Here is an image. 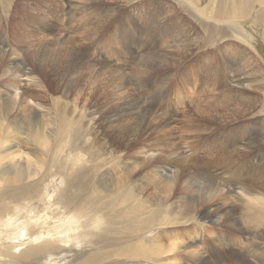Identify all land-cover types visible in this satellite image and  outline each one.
<instances>
[{
    "label": "rangeland",
    "instance_id": "374dc122",
    "mask_svg": "<svg viewBox=\"0 0 264 264\" xmlns=\"http://www.w3.org/2000/svg\"><path fill=\"white\" fill-rule=\"evenodd\" d=\"M217 1L0 0V154L1 151L7 154L9 149L16 147L10 152L13 160L36 161L38 153V158L46 165L52 160L60 161L61 171L71 165L82 166L85 170H80L83 172L81 177H93L98 181L99 186L95 183L98 189L88 190L93 198L103 197L100 199L102 211L107 209L104 208L105 201L114 196L112 192L121 191L119 185L126 170L131 171L130 178L145 201H149L152 195L161 200L166 196V205L162 204L163 208L160 205L158 210L165 207L173 213L183 212L185 200H189L192 205L191 215L180 220L184 223L169 228L155 226L148 233V237L158 233L157 242L161 244L163 241V246H169L173 242L177 246L170 251L172 255L168 252L162 256V259L169 257L163 259L168 261L162 262L164 264L171 263V260L172 264H218L216 260L222 259L211 253L217 252V249L214 246V235L209 232L219 231L231 223L237 228L230 232L238 241L234 247L230 246L235 253L226 251L231 243L228 235L221 240L226 248L221 242L218 243L223 251L226 249L225 252L220 250L223 254L237 256L227 262L222 260L219 264H260L264 258V206L256 201L258 194L264 196V161L258 163L241 160L223 145L231 130L245 128L253 131V137L257 134L260 137L264 135V25L263 28L256 27L252 20L238 22L241 25L251 23L252 29L257 32L258 42L246 40L233 29L222 36L219 33V28H224L221 26L222 20L217 22L210 19L209 25L216 24L214 26L218 28V32L213 29L207 34L208 29L205 27V31L200 23L203 21L202 14L197 15L191 4L203 8ZM221 1L220 4L223 5L230 0ZM249 1L251 5H264L256 0ZM29 11L36 20H31ZM228 33L230 38H226ZM230 44L233 51L228 46ZM236 71L244 72L242 75L247 77L244 86L233 85L231 78ZM26 76H29L27 81L23 79ZM247 81L250 85L245 83ZM12 99L15 100L13 103ZM239 99L245 103L242 102L241 108L236 110ZM144 107L148 110L147 118L140 125L137 113L143 111ZM2 109L7 110L6 116ZM8 109L17 113H10ZM114 113L118 115L116 120L106 121L107 115ZM207 114L213 116L209 118L212 120L204 118ZM30 116L33 121L43 120L40 123L46 124H42V134L49 131L47 134L51 135L48 148L25 143L21 133L13 128V121L15 123L23 119L29 122ZM62 116L73 121L77 134L75 139H71L69 133H57V119ZM6 122L8 128L4 126ZM154 124L159 129L156 132ZM209 127L215 129L209 131ZM217 128L222 130L218 132ZM127 129L130 131H126ZM11 130H14V136ZM3 139L6 142L9 140V144L6 143L5 146ZM1 140L4 146H1ZM241 149L240 147L239 150ZM17 151L24 156H18L19 152L16 155ZM6 159L9 158L2 161ZM170 165L173 167L172 175L177 174L174 176L177 182L170 192L172 197L169 195L168 198L162 187L172 182L171 178L165 180L163 177L166 167ZM115 166L118 168L115 169ZM182 168H185L184 172ZM185 170H190L193 174ZM55 171L58 169H50L51 173ZM149 171L157 174L153 173L152 178L149 176L142 179V175ZM50 172L45 171L44 177L58 185L57 176L52 179L48 177ZM138 179L142 181L139 180L138 183ZM47 192L51 196L55 194L51 188ZM53 207L49 205L45 213H50ZM227 208L232 217H229L227 224L222 223L219 227L215 219L209 216ZM50 221L45 227L56 224L55 219ZM211 235V245L206 249L202 248L199 242ZM175 237L179 238L178 241H175ZM76 251L87 254L91 250L85 248L83 243H78ZM189 251H193L195 255L187 256L186 252ZM69 253L68 263H73L74 251ZM131 260L134 259L130 258L124 263L133 264ZM137 260L139 264H156L143 258ZM56 263L58 264L57 260L54 264Z\"/></svg>",
    "mask_w": 264,
    "mask_h": 264
},
{
    "label": "bare ground",
    "instance_id": "6f19581e",
    "mask_svg": "<svg viewBox=\"0 0 264 264\" xmlns=\"http://www.w3.org/2000/svg\"><path fill=\"white\" fill-rule=\"evenodd\" d=\"M213 1H215V0H213ZM220 1L221 0H218L214 4L211 2L212 5H209V6H206L203 8H198L196 5L191 4V6L193 7V10L195 11V13H197V15L202 14L203 21L201 20L200 23H202V25L204 26V30H205V27L208 29V30L206 29L207 34H208L209 30H213V29H215L214 32H218V28H216L214 26L216 24L209 25L208 21L211 22L210 19L217 21V22L222 20L223 25L221 24V26H224V28L223 27L219 28L220 29L219 33H221L222 36L224 35L225 32L231 31L233 29L234 31H236V33L238 32L239 34H241L243 36V38H245L246 40L258 42V38L256 37V36H258V35H256L257 32L254 29H252V27L250 26L251 23H250V25H241L238 22L242 21V20H252L256 27H262L263 28V25H264V5H251V1H249V0H230V1L228 0L229 1L228 3L226 2L225 4L221 5ZM191 2H192V0H191ZM191 2H189V3H191ZM256 2L264 4V0H256ZM29 17L31 18V20H36L35 17H33V15L31 14V12L29 13ZM49 17H51V16H49ZM204 19H207V20H204ZM40 20H41V18L39 19V21ZM205 22H207L208 24ZM2 23H1V26L3 25ZM39 25H40V23H39ZM3 26L5 27V25H3ZM226 28H228V29H226ZM8 30H10V29H8ZM209 32H211V31H209ZM236 33H234V34L236 35ZM33 34H32V36H33ZM227 35L228 36H226V38L227 37L230 38V36H229L230 34L228 33ZM262 35L264 37V28L262 30ZM228 46L230 47V50L233 51L231 49L232 45L230 44ZM255 46H257V45H255ZM262 49H264V48H262ZM259 51H260V49H259ZM15 67H16V65H15ZM134 70H136V69H134ZM22 72L24 75L26 74V72H24V71H22ZM242 73L244 74V72H242ZM242 73H238V71H236V73L232 76L231 80L233 82V85L239 86V85L244 84V81L246 80L245 78H247V77L245 75H242ZM146 74H148V73H146ZM23 79L25 81H27V80H29V76H26ZM245 83L247 85H250L248 81ZM13 100L14 99H12V103H13ZM240 100H242V99H239L236 102L237 103L236 110H239L241 108V103L243 101H240ZM250 100L252 101V98ZM258 100H260V99H258ZM248 102L246 101V103H248ZM2 103H4V101ZM243 103H245V102H243ZM27 107H29V106H27ZM127 107H128V105H127ZM128 108H125V109L128 110ZM12 109H10V110H12ZM244 109H245V107H244ZM147 111H148L147 108L144 107L143 111L137 113V114H139V116H138L139 123L138 124L141 125L143 123V121L146 120ZM12 112H14V111H10V113H12ZM2 113H4L5 116L8 114L6 109H4ZM14 113H17V112H14ZM14 113H13V115H14ZM232 113L236 114L235 112H232ZM125 114H127V113H125ZM24 115H25V113H24ZM32 116H30L31 121H29V122L23 121V119L20 121L17 120V122L15 121V123L13 121V128L15 127L19 131V133H21V135L23 136V141L25 143H34L37 146H41L42 148H48L49 142L51 141V139H50L51 135H50V133H49L50 136L47 134L49 132L48 130H47L48 131L47 133L42 134L44 132V130L42 129V124L43 125H46V124H44V123L41 124L40 121L43 122V120H40L39 118L38 119L40 121H33ZM117 116L118 115H116V113L108 114L106 117V121L111 120V122H114L116 120ZM10 117L11 116H9L8 118H10ZM18 117H19V114H18ZM27 117L25 118V120L27 119ZM212 117H213L212 115H208V116H205L204 118H207V120H212V119H209ZM12 118H13V116H12ZM121 118H122V116H121ZM5 119L7 120V118H5ZM8 122H9V119H8ZM10 122H12V121H10ZM0 123H1V121H0ZM6 124H7V122L4 123V126H6L8 128V125H6ZM76 125H78V124H76ZM1 126H0V130H1ZM10 127H11V124H10ZM44 127L45 126H43V128ZM154 128H155L154 129L155 132L159 130L155 124H154ZM16 129H15V131H16ZM56 129H57V133L59 135H61V134L64 135L65 133H69L71 139H75L77 137L73 121L67 120L65 116H62L61 118L57 119ZM214 129L215 128L211 127L209 131L214 130ZM261 129L263 131V127ZM261 129H260V131H261ZM220 130H222V129L217 128L218 132ZM12 131H14V130H11L10 132H12ZM126 131H130V129H127ZM17 132H16V134H19ZM54 132H56V130H54ZM252 132L248 131L245 128H241L239 130H231L230 133L228 134V136L224 139L225 143L223 145L225 148H228L234 155L239 157V159L241 158V160L248 161V162L249 161L250 162L251 161H253V162L258 161V163H259V161H264V140L261 139L262 136H263L262 138H264V135L261 134L262 136L260 137V135L257 134L253 137L252 135L254 133H252ZM0 133H1V131H0ZM5 133H2V134H5ZM9 136H10V134H9ZM12 136H14L13 132H12ZM5 138H6V136H5ZM132 138H134V137H132ZM9 139H11V138H9ZM206 139L207 138H205V140ZM3 140H5V139H3ZM8 141L9 140H7V142ZM16 141H18L17 138H16ZM7 142L5 140V146H6ZM188 142H189V140H188ZM128 143H129V141H128ZM131 143H132V141H131ZM7 144H9V143H7ZM237 145H239V146H237ZM1 146H4L2 144V140H1ZM18 146H19V144H18ZM235 146H236V149H235ZM9 147H10V145H9ZM158 147H160V146H158ZM240 147L242 148L241 150H239ZM15 148L12 147L11 149L13 150ZM0 149H1V147H0ZM11 149H9L10 151L7 149L9 151V153L6 152L7 154H3V151H1L2 154H0V263H5V264H54L55 260H57L58 264H122V263L125 264L124 262H127L130 258L134 259V260H131V262L133 264H139V261L137 260V258H143V260L145 259L146 261L148 260L151 262H155L156 264L157 263L164 264L166 262L168 263V261H166V262L163 261V259L166 257H164L162 259V256L163 255L165 256V254H167L168 252L173 251L174 249L177 248V246H175L174 242L172 244H170V242H169V244H170L169 246H163V244H162L163 241H161V244L157 242V238L159 237L158 233H155L156 235H152L151 237H148V233L152 232L154 230L155 226L163 227V228L164 227L169 228V227H173L177 224H179V226H180V224L184 223V221L180 222V220L184 217L188 218L191 215L192 205H191V202L189 200H185V210L183 208V210H184L183 212L179 211V213H173L171 209H170V211H167L165 207H164V209L158 210V207L160 205H161V207H162V204L166 205L165 204L166 202H164V200H166V196H163L164 200H161L158 198V196L152 195L150 197L151 201L150 200L145 201L142 197H140L139 190H138V187L136 186L135 182H132L131 171L126 170V172L124 173L125 176L124 177L121 176L122 177V179L120 181L121 185L118 184L119 186H121V191L112 192V194L114 196H112V197L110 196L109 200L107 202L105 201L104 208L106 207L107 209L102 211L101 208L103 205H102L100 199H102L103 197H101L100 199H96V198L91 197L89 194V190H90L89 188L98 189V186H99L97 183L98 181H96V178H93V177H89L90 179H86L88 177H86V178L81 177L82 176L81 173H83V172L80 170H85L82 166L71 165V167H69V168L67 167L65 171H61L62 166H61L60 161L52 160V161H50L49 165H46V163H44V161H41L38 158L39 157L38 153H36V161H28V160L27 161L26 160L18 161L17 159L13 160L12 157L10 156V155H12ZM18 152H19L18 156H20L21 154L23 155V153H21L22 149H21V152L20 151H17V153L15 152L16 155L18 154ZM222 153L223 152H221V154ZM214 154L212 153V155H214ZM216 155H218V154H216ZM231 156H233V155L231 154ZM236 156H235V158H236ZM215 157H217V156H215ZM5 158H9V159H6V161H2ZM25 158H27V154H26ZM232 159H234V158H232ZM241 164H243V163H241ZM250 165H248V166H250ZM141 166H143V163ZM186 166H187V164H186ZM239 166H240V164H239ZM52 167L58 169V171L51 173L50 169ZM171 167H172V165L168 166V168L166 167V169L164 171V175H163L164 179L165 178H169V179L171 178L172 179L171 183L168 182V184L170 183L169 185H165V187H162L163 190H165L167 192L168 198H169V195H171L170 192L172 191L174 183L177 182V179L174 178V176H176L177 174L172 175ZM222 167L224 168L225 166L222 165ZM245 167H244V169H245ZM116 168H118V167L115 166V169ZM151 168H153V167H151ZM177 169H179V168H177ZM184 169L182 168L183 172H184ZM195 170H197V169H195ZM45 171L50 172L48 174L49 175L48 177H50L51 179L53 177L57 176L59 179V184L56 185V183H54L53 181H48V178L44 177ZM152 171H149V173H147V174L145 173L144 175H142V179L147 178L149 176L152 178L151 174H153V173L157 174V172H152ZM185 171L188 172V170H185ZM189 172H190V170H189ZM190 173L193 174V172H190ZM263 173H264V171H263ZM119 175H122V174H119ZM257 175H259V174H257ZM113 177H115V175ZM117 177H118V174H117ZM117 177H115V178H117ZM142 179H138V183H139V180L142 181ZM180 179H182V176ZM117 180H118V178H117ZM159 180H160V178H159ZM161 180H163V179H161ZM258 180H259V178H258ZM111 181H112V179H111ZM101 182H104V181H101ZM150 182H149V184H150ZM164 182L166 183V181H164ZM95 183H97L98 186H96ZM179 183H180V181H179ZM203 183H204V181H203ZM241 183H243V182H241ZM151 184L155 185L153 183H151ZM262 184H264V183H262ZM116 185H117V183H116ZM177 185L179 186L178 183H177ZM204 186H205V184H204ZM234 186H236V185H234ZM50 188L52 189V192L55 193L53 196L49 195L47 192V190ZM144 190H145V188H144ZM155 190L156 189H154V192H156ZM102 191H104V190H102ZM68 192H71V193H68ZM92 192H93V190H92ZM100 192L101 191H98V194ZM178 192H180V191H178ZM236 192L237 191H235V192L232 191V193L237 195L238 192L237 193ZM193 193H194V191H193ZM108 194H109V192H108ZM180 194H181V192H180ZM67 195H69V196H67ZM184 195H186V193ZM171 197H172V195H171ZM250 197H252V196H250ZM147 198H149V197H147ZM175 198H177V197H175ZM189 198H190V196H189ZM256 199H257L256 200L257 202H260L262 204L260 206H264V196L258 194V198H256ZM202 201H201V203H202ZM176 202H177V199H176ZM170 203H171V201H170ZM49 205L52 207L54 206V207L51 208L50 213H45V211L48 209ZM180 206H181V204H180ZM181 207H183V206H181ZM252 208H254V207H252ZM255 212H257V211L255 210ZM257 214H255V215H257ZM230 216H231V211H230V209L227 208L223 212L216 213V214H210L209 217L214 218L216 225L220 227L222 223L227 224V220L229 219ZM50 219H55L54 223H56V224L53 226L49 225V227H45V225L50 224V222H51ZM233 229H237V228L233 223H231L230 226H227L226 228H223V229L220 228L219 231L216 230L214 232H209V234L214 235V237L212 235L210 237H206V238L204 237V240L202 242H199V243H201L200 245L202 246V248L206 249L207 247H209L211 245V244H209L210 238L211 237L215 238L216 244L214 246H216L217 252H211V253L214 254L215 256L220 257L223 260V262H227L230 259H233L234 257H236L237 255L235 256V255H231V254L230 255L223 254V252H225L226 249L223 251L218 242H221V240L225 237V235H228L229 236L228 238H230L231 243L227 247L228 250H226V251H230L229 253H235L233 251V249H230V246L234 247L233 245L238 244L236 237H233L234 235L232 236L230 234V232H232ZM239 230H241V229H239ZM169 235H170V233H169ZM195 235H193V236H195ZM220 235H222L221 238H220ZM258 235H259V233H258ZM197 236H200V235H197ZM163 237H164V235H163ZM163 237H161V238H163ZM165 237H167V235ZM170 239H171V236H170ZM175 239H176V237H175ZM178 239H176L175 241H178ZM263 239H264V237H263ZM159 240H161V239L159 238ZM188 240H189V238H188ZM191 240H193V239H191ZM201 240H202V238H201ZM172 241H173V239H172ZM196 241H195V244H196ZM78 243H83L85 248H90L91 251L88 252L87 254L83 253V251H79V252L76 251L75 252V248L77 247ZM221 244L223 247H225V245H226L225 243H223V241L221 242ZM192 245L193 244H191V246ZM174 247H176V248H174ZM210 248H212V246ZM220 250H222L223 252ZM72 251H74L73 255L75 257H74V260L72 261L73 263H68L67 258L71 255L69 252H72ZM213 251H214V249H213ZM169 254L172 255L171 252ZM186 254L189 257H192L195 255V253L193 251L186 252ZM174 255L175 254H173V256ZM258 257H259V255H258ZM168 258H166V259H168ZM51 260L53 262H51ZM222 260H216V261H218L220 263ZM172 261L173 260H171L170 261L171 263H169V264H172ZM162 262H164V263H162ZM174 262H175V260H174ZM193 263H195V262H193ZM197 264H199V263H197ZM260 264H264V258Z\"/></svg>",
    "mask_w": 264,
    "mask_h": 264
}]
</instances>
